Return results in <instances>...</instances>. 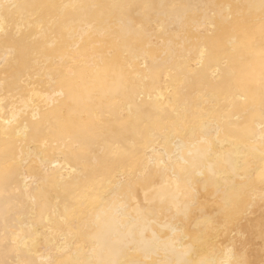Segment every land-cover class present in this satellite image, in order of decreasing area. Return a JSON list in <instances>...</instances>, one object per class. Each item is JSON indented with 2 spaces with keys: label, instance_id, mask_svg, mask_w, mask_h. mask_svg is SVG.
<instances>
[{
  "label": "bare ground",
  "instance_id": "bare-ground-1",
  "mask_svg": "<svg viewBox=\"0 0 264 264\" xmlns=\"http://www.w3.org/2000/svg\"><path fill=\"white\" fill-rule=\"evenodd\" d=\"M264 264L262 0L0 4V264Z\"/></svg>",
  "mask_w": 264,
  "mask_h": 264
},
{
  "label": "snow or ice",
  "instance_id": "snow-or-ice-1",
  "mask_svg": "<svg viewBox=\"0 0 264 264\" xmlns=\"http://www.w3.org/2000/svg\"><path fill=\"white\" fill-rule=\"evenodd\" d=\"M4 2H5V0H0V4H2ZM262 3H264V0H262ZM241 264H247V262L246 261H243V262H241Z\"/></svg>",
  "mask_w": 264,
  "mask_h": 264
}]
</instances>
